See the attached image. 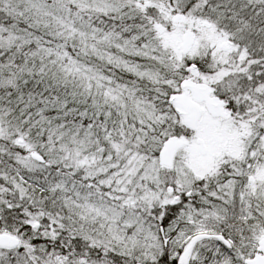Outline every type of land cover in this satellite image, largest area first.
I'll return each instance as SVG.
<instances>
[{"label":"snow or ice","instance_id":"obj_1","mask_svg":"<svg viewBox=\"0 0 264 264\" xmlns=\"http://www.w3.org/2000/svg\"><path fill=\"white\" fill-rule=\"evenodd\" d=\"M0 264H264V0H0Z\"/></svg>","mask_w":264,"mask_h":264}]
</instances>
